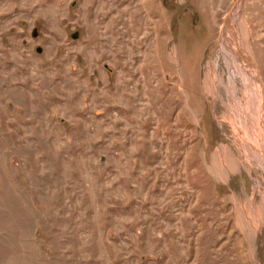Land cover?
Instances as JSON below:
<instances>
[{
	"label": "rangeland",
	"instance_id": "rangeland-1",
	"mask_svg": "<svg viewBox=\"0 0 264 264\" xmlns=\"http://www.w3.org/2000/svg\"><path fill=\"white\" fill-rule=\"evenodd\" d=\"M231 9L264 92V0H0V264H264L261 157L204 86Z\"/></svg>",
	"mask_w": 264,
	"mask_h": 264
},
{
	"label": "bare ground",
	"instance_id": "bare-ground-1",
	"mask_svg": "<svg viewBox=\"0 0 264 264\" xmlns=\"http://www.w3.org/2000/svg\"><path fill=\"white\" fill-rule=\"evenodd\" d=\"M236 21L237 14L235 11L230 26L226 23L218 40L213 45V47L215 46L214 51L218 54L214 56V61L212 55L210 56L212 61H209L210 63L207 65L209 74L205 75L204 86L209 93H216L213 90L216 85L230 93L232 104L227 102L226 107L227 115L230 116L234 125V132L239 134L240 141L246 142L250 149L252 146L259 152L261 157L259 164L264 172V92L259 87L257 72L248 53L243 47H239L238 44L240 43L236 42L232 36V31L235 32L236 30H233V25L234 28H239L238 25L235 26ZM220 54L224 56V61ZM243 57L244 60H242ZM234 61H236L237 66L233 65L232 67L231 62ZM218 67L221 70L219 76ZM235 141L236 144L239 143L238 137L235 138ZM250 151L252 152V149Z\"/></svg>",
	"mask_w": 264,
	"mask_h": 264
},
{
	"label": "water",
	"instance_id": "water-1",
	"mask_svg": "<svg viewBox=\"0 0 264 264\" xmlns=\"http://www.w3.org/2000/svg\"><path fill=\"white\" fill-rule=\"evenodd\" d=\"M233 17V9H231L228 14L226 15L225 19H224V26L226 25V23L230 26L231 23V18ZM229 20V21H228ZM73 38H76V35L73 34L72 36ZM39 50V49H38Z\"/></svg>",
	"mask_w": 264,
	"mask_h": 264
},
{
	"label": "flooded vegetation",
	"instance_id": "flooded-vegetation-1",
	"mask_svg": "<svg viewBox=\"0 0 264 264\" xmlns=\"http://www.w3.org/2000/svg\"><path fill=\"white\" fill-rule=\"evenodd\" d=\"M37 32H38L37 28H34V29L32 30V32H31V36H32V38H35V39L38 38ZM75 35H77V34L75 33ZM72 36H73V35H72ZM38 49H39V50H38ZM35 50H36L37 53H40V52H41V48H40L39 46H37Z\"/></svg>",
	"mask_w": 264,
	"mask_h": 264
}]
</instances>
